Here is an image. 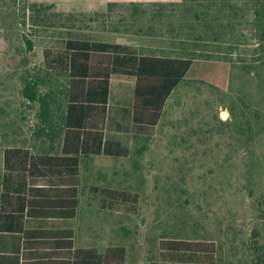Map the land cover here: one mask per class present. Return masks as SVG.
Returning <instances> with one entry per match:
<instances>
[{"label": "rangeland", "instance_id": "rangeland-1", "mask_svg": "<svg viewBox=\"0 0 264 264\" xmlns=\"http://www.w3.org/2000/svg\"><path fill=\"white\" fill-rule=\"evenodd\" d=\"M140 4L173 8L163 15L201 36L196 47L211 52L201 58L231 64L228 88L184 80L167 105L176 111L166 108L152 141L134 140L111 124L106 138L130 147L129 155H82L77 217L34 223L73 229L78 248L125 247L126 264L148 259L181 264L162 258L164 239L213 241L214 264H259L264 259V0H0V192L6 148L60 151L61 139L52 145L37 135L40 104L23 95L24 81H37L61 127L69 76L45 69L44 50L91 36L98 26L93 10ZM25 36L33 41L32 51ZM133 92L131 84L111 88L114 100L116 93H129L132 101ZM92 187L138 194L139 200L122 203L92 193Z\"/></svg>", "mask_w": 264, "mask_h": 264}, {"label": "trees", "instance_id": "trees-1", "mask_svg": "<svg viewBox=\"0 0 264 264\" xmlns=\"http://www.w3.org/2000/svg\"><path fill=\"white\" fill-rule=\"evenodd\" d=\"M43 6H38V9ZM26 49L33 41L24 37ZM47 71L69 76L66 111L61 127L52 115L49 97L41 96L39 83L24 81L28 102H39L38 136L61 139L60 154L33 153L28 148L8 147L3 154L0 192V264H125L127 250L109 247L74 249L72 230L26 229L34 219H72L79 205L80 155H127L129 149L104 139L111 81L135 85L131 132L152 137L166 102L184 80L202 81L227 90L231 64L227 61L193 60L141 55L128 46L68 39L62 49L44 50ZM94 194L122 203L137 204L138 194L94 187ZM12 240V256L3 245ZM165 260L181 264H214L213 241L164 239L159 243ZM155 264V263H152ZM264 264V259L259 260Z\"/></svg>", "mask_w": 264, "mask_h": 264}, {"label": "crops", "instance_id": "crops-1", "mask_svg": "<svg viewBox=\"0 0 264 264\" xmlns=\"http://www.w3.org/2000/svg\"><path fill=\"white\" fill-rule=\"evenodd\" d=\"M93 11L94 13H98L97 15L94 16V20L92 21L98 23V26L97 25L95 26L96 28L95 30L97 31L92 33L91 36H88L87 38L84 39L81 38L79 40H88L91 42H105V43H115V44L125 45L130 47L131 49L137 50L141 55L167 57V58L207 60L205 58H201V55L203 54L209 55L211 53L209 51H205L203 49L196 47V44L198 45L199 43V41L196 40H199L201 36L200 35L197 36L196 33L194 34L190 33V27L186 26L187 24L184 27L182 26V24H174L172 21H170V19H168L165 15H163L172 12L173 8L171 7L140 4L135 6H123V5L115 6L112 10L105 7L102 8V10H100L101 12H99V10H93ZM119 12L122 13V15L121 14L119 15L118 14ZM71 39H78V38H71ZM114 83L131 84L133 85L135 91V85L131 82H121V81L110 82L108 111L102 128L104 133V139L107 141H114L106 138V133L112 132L108 130L109 126L111 124H114L116 126V129L114 131L127 133L128 135H131L134 140L136 137L138 138L142 137L145 139L148 138L149 141H152V137H148L145 135H134L131 132L132 109L134 105V92H133L132 101L129 98V93L128 95L123 93L122 95H120L116 93L115 94L116 99L114 100L112 98V93H111V88ZM181 83L178 85V87L181 85ZM173 93L170 95V97L166 102L164 113L167 109L168 110L170 109L171 111L173 110V112L176 111L175 105H170L167 107L168 104H173L171 103V97ZM175 104H177V102ZM223 115L224 117H226L228 114L225 113ZM48 142H50L53 145V141L49 140ZM115 142L120 143L123 147H127L120 141H115ZM127 148L129 149V153H130L131 148L130 147ZM60 150H61V144H60ZM36 153H41V152H36ZM46 153L60 154V151L58 153L49 151V152H44L43 154ZM129 153L123 156H128ZM81 156L82 155L79 156V159ZM85 156H100V155H85ZM80 184H81V178H80ZM79 204H80V186H79ZM102 207L103 209H106V207L104 206ZM77 213H78V209H77ZM43 220L46 219L26 220L25 228L46 229L53 231L72 230L74 232L73 229L45 228L43 223H38V225L37 223H34L35 221H43ZM51 220H69V219H51ZM33 223L36 224V226L33 227ZM6 240L7 241L5 242L3 247L5 248V251L8 255V260L9 258L11 260L13 258L12 240L8 237L6 238ZM73 241H74L73 242L74 249H78L75 243V232H74ZM109 247L111 246H106L105 249L102 251H100L98 248L95 247H83V248H95L100 253H103ZM11 264H15V263L11 262ZM147 264H152V260L148 259Z\"/></svg>", "mask_w": 264, "mask_h": 264}]
</instances>
